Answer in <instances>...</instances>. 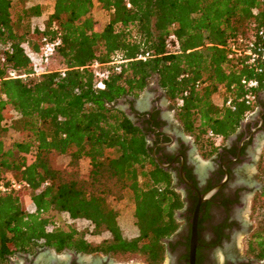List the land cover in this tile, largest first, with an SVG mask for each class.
Segmentation results:
<instances>
[{"label":"trees","instance_id":"1","mask_svg":"<svg viewBox=\"0 0 264 264\" xmlns=\"http://www.w3.org/2000/svg\"><path fill=\"white\" fill-rule=\"evenodd\" d=\"M93 8L107 13L100 31L94 30ZM41 15L40 5L0 0V138L4 126L21 134L7 148L0 139V185L10 179L27 185L23 192H0V264L41 248L137 254L145 264H162L160 240L176 230L173 214L181 203L148 160L142 133L115 103L137 98L155 76L184 134L203 145L208 131L221 138L233 132L252 111L238 102L240 80L256 79L261 92L264 63L227 60L224 46L240 36L258 41L264 0H54L39 35L59 40L54 56L62 75H34L23 46L34 52L38 46L27 32H17ZM93 64L106 74L102 89L95 87ZM227 96L233 111L223 107ZM52 154L67 158L64 168L52 166ZM81 160L88 164L85 175ZM124 196L133 205L137 234L131 239L122 237L108 203ZM263 200L264 191L258 208L264 220ZM103 233L107 238L97 246L84 239ZM263 234L264 221L247 241V254L259 260Z\"/></svg>","mask_w":264,"mask_h":264},{"label":"flooded vegetation","instance_id":"2","mask_svg":"<svg viewBox=\"0 0 264 264\" xmlns=\"http://www.w3.org/2000/svg\"><path fill=\"white\" fill-rule=\"evenodd\" d=\"M119 101L144 137L148 160L168 181L181 203L173 214L176 230L160 240L167 264H189L195 207L198 197L210 191L196 211L193 264H264V259L247 254V241L257 229L244 218L250 216L253 203L260 202L264 191V179L259 173L264 146V96L216 146L205 136L202 145L184 134L155 76L147 80L137 98L118 99V109ZM47 250L16 254L14 257L20 262L13 263L11 257L8 264H114L113 255L101 252L51 250L53 257ZM37 252L43 255L35 260Z\"/></svg>","mask_w":264,"mask_h":264},{"label":"rangeland","instance_id":"3","mask_svg":"<svg viewBox=\"0 0 264 264\" xmlns=\"http://www.w3.org/2000/svg\"><path fill=\"white\" fill-rule=\"evenodd\" d=\"M20 1V3L25 6V7H29L32 5H40L42 8V14L43 18H46V12L49 8V4L52 2V0H18ZM91 17L92 19L95 21V25H94V30L95 31H100L101 28L103 27V25L106 23L107 21V13H105L104 11H101L97 8H93L91 10ZM41 23L43 24L44 21L41 22V20H36L35 18L30 19L28 22H23L21 24V26L17 29L18 33H23V32H27V37L33 42L35 43V45L38 46V38H39V30L37 29L38 27H40ZM43 28V27H42ZM107 67V66H104ZM62 65L59 61V57L58 56H53V58L51 59L50 63L47 66V70L48 71H58L61 70ZM264 90V89H263ZM262 90V91H263ZM259 99H263V96H261V98ZM117 106L122 109L123 107H125L124 105L121 104V101L118 102ZM10 119H13V115L10 114ZM5 127V133H3V135L1 136V141L4 145V147H9V145L15 141L20 139L21 134L11 128H8L6 126ZM202 139H205L204 137H202ZM50 160H51V164L54 168L56 169H62L65 167L66 163H67V158L63 157V156H59V155H55L52 154L50 156ZM79 170L81 175H85L87 170H88V164L86 160H81L79 163ZM259 173L260 176L264 179V146L263 149L261 150L260 153V160H259ZM22 202H23V206L25 207L26 212H30L33 211V206L28 198V196H22L21 197ZM108 203L111 207V209L113 211H115L116 213V222L117 225L119 226V229L121 231V235L124 239H131L133 237L136 236L137 234V230L134 226V219L132 216L133 213V205L130 201V198L128 196H124L123 198H121L120 200H113L110 199L108 200ZM260 208V202H255L252 205V209H251V213L250 216L244 217L246 219V221L250 222L252 224L253 227H256V232L258 230H260V228L263 225V217L259 211ZM56 218L59 221H65V214H57ZM67 221V220H66ZM77 227L80 226L76 225ZM262 237H264V234L262 235ZM107 238V234L103 233L100 234L98 236H92L89 234H85L84 239L85 241L91 245V246H96L98 245L103 239ZM247 239H245L246 241ZM46 252L50 253L53 257V253L51 250H47ZM240 252V249H239ZM43 255V253L41 252H37L35 254V260L40 258ZM21 259H18L16 257L12 258V262L13 263H18L20 262ZM112 263L114 264H145L142 260V258L137 255V254H130V255H124V256H113V261ZM162 264H167V258L164 259V261L162 262Z\"/></svg>","mask_w":264,"mask_h":264},{"label":"built area","instance_id":"4","mask_svg":"<svg viewBox=\"0 0 264 264\" xmlns=\"http://www.w3.org/2000/svg\"><path fill=\"white\" fill-rule=\"evenodd\" d=\"M126 6L128 5L126 4ZM256 36L258 38V41H255L252 37L249 39H244L241 36L233 40L227 41L224 46V50L226 52V59L237 60V59L245 58L244 59L245 63L251 65L254 64L256 60L264 63L263 31L262 30L258 31ZM58 45H59L58 39L51 40L45 36L39 35L38 49L36 52L28 49L26 46H23L24 51L28 56L30 63L33 67L34 75H39L49 72L47 70V66L50 63L51 59L53 58L55 49L58 47ZM146 56L147 54L139 55L137 59L143 60ZM114 63L117 64L119 62L117 61ZM89 69L92 71L94 77L98 79V82L95 84V87L97 89H102L103 84L100 80L106 77L105 72L98 70L97 64L91 65ZM58 72L62 75V70H58ZM257 72H260V70H258ZM8 75L9 77H15L13 73H8ZM240 86L242 87V94L238 98V102L242 103L245 107L251 108L253 110L257 100L258 81L256 79H241ZM175 105L176 106L181 105V99L175 100ZM223 107H225L230 111H233L236 108L233 99L228 96L223 101ZM251 112H249L245 117H247ZM205 137L212 140L215 146L221 140L220 136L214 135L210 131L206 133ZM5 177L7 178L6 175ZM8 182L9 183L7 187L0 185V192H4L8 190H12L14 192H23L27 189V185L23 182L18 183L11 179ZM262 210L264 211V200L262 201ZM65 218L68 222H70L67 216H65Z\"/></svg>","mask_w":264,"mask_h":264},{"label":"water","instance_id":"5","mask_svg":"<svg viewBox=\"0 0 264 264\" xmlns=\"http://www.w3.org/2000/svg\"><path fill=\"white\" fill-rule=\"evenodd\" d=\"M156 80V79H155ZM261 96H264V90L261 92H258L257 94V98H261ZM122 110L124 111L125 115L127 116V118L129 120H131V117L129 116L127 110L125 109V107L122 108ZM212 191L206 193L203 196H199L198 197V201L195 207V211H194V215H193V220L191 222V234H190V239H189V255H188V262L189 264H193V256H194V248H195V234H194V228H195V217H196V211L198 208V205L207 197L210 195Z\"/></svg>","mask_w":264,"mask_h":264},{"label":"crops","instance_id":"6","mask_svg":"<svg viewBox=\"0 0 264 264\" xmlns=\"http://www.w3.org/2000/svg\"><path fill=\"white\" fill-rule=\"evenodd\" d=\"M53 1H54V0H52V2L49 4V8H48L47 12L45 13L46 15L49 14V13L51 12V7H52V4H53ZM43 15H44V14H42L40 17H37V18H35V19H36V20H41V22H42V21L45 20V19L43 18ZM42 27H43V24L41 23L40 27H38L37 29H38V30H41Z\"/></svg>","mask_w":264,"mask_h":264}]
</instances>
